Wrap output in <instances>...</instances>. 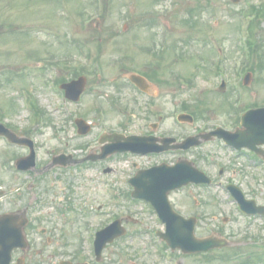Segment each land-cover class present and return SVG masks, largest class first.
Masks as SVG:
<instances>
[{"label": "rangeland", "instance_id": "rangeland-1", "mask_svg": "<svg viewBox=\"0 0 264 264\" xmlns=\"http://www.w3.org/2000/svg\"><path fill=\"white\" fill-rule=\"evenodd\" d=\"M260 2L264 0H0V119L36 137L41 161H48L61 148L55 131L72 137L78 145L81 139H76L72 129L76 116L95 122V131L112 127L144 134L161 113L165 115L161 130L176 137L200 127L207 130L216 125L231 127L237 114L234 108L232 111L236 97L240 100L238 110L245 105H264V45L255 49V58L248 64L253 68L249 85L237 91L241 94L233 92V85H239L249 71L243 70L246 58L236 28L239 12ZM255 31V39L264 42V18L255 24ZM58 60L63 64L62 68L58 66L61 78L69 80L84 75L87 79L81 100L66 103L70 118L62 117L60 109L64 114L65 108L59 109V94L47 82L55 79L49 65ZM130 72L148 75L152 84L147 93L129 83ZM221 79L226 81L222 91L218 90ZM26 91L34 95L51 117V123L35 130L20 96ZM198 107H204L202 115L207 121L198 117L190 124L172 117L183 108L196 111ZM90 145L81 147L79 143L77 154L88 152ZM204 147L206 150L201 151L207 153L208 159L219 152L212 143ZM14 149L0 142V162L9 161L21 152ZM176 156L117 155L108 161V165L117 167L108 178L120 192L117 200L111 199V214L136 218L137 223H129L128 236L108 247L107 264H172V256L156 245L151 233L161 228L156 214L148 204L125 196L124 181L135 171L133 162L146 167L161 160L171 162ZM210 169L214 167L210 165ZM55 175L56 179L63 177L64 186L70 190L67 195L76 204L75 210H94V224L107 218L96 211L99 204H106V199L104 185L89 180L96 177L93 171L78 170L71 187L67 185L66 174L58 172L50 180L56 181ZM223 176L229 178L228 173ZM128 189L127 185V193ZM183 193L170 195L180 213L187 215L193 211L199 218L201 214L215 224L205 228V222L210 221L200 219L196 234L208 235L210 230H217L231 239L232 247L206 255L183 256L176 251V259L182 264H264V247L259 249L258 240L249 237L239 240L234 236L250 231L251 236L260 237L261 233L256 226H248L239 218L223 195L213 190L207 192V198L202 196L207 199L206 207L199 213ZM261 197L264 202V194ZM221 216L230 219L224 224ZM76 230L80 232L82 225H77ZM140 230L144 232L139 235Z\"/></svg>", "mask_w": 264, "mask_h": 264}, {"label": "flooded vegetation", "instance_id": "flooded-vegetation-1", "mask_svg": "<svg viewBox=\"0 0 264 264\" xmlns=\"http://www.w3.org/2000/svg\"><path fill=\"white\" fill-rule=\"evenodd\" d=\"M189 159L204 172L207 170L200 152L190 151ZM220 159L224 166L218 175L228 173L226 184L234 183L246 197L253 198L256 179H263L254 178V171H263L264 161L246 149L235 158L223 153ZM4 166L11 176L0 177V264H105L104 248L102 258L96 261L92 217L85 209L77 211L71 206L67 201L69 189L60 179L50 180L46 168L20 172L8 162L2 163ZM90 169L97 171L96 179L101 180L100 166L93 163ZM263 184L264 180L260 194L264 192ZM187 187L190 193L207 198L205 185ZM234 190L238 191L236 187ZM78 224L82 225L80 232L76 230Z\"/></svg>", "mask_w": 264, "mask_h": 264}, {"label": "water", "instance_id": "water-1", "mask_svg": "<svg viewBox=\"0 0 264 264\" xmlns=\"http://www.w3.org/2000/svg\"><path fill=\"white\" fill-rule=\"evenodd\" d=\"M134 82L138 83L141 81L138 77L131 78ZM73 84H77L78 93L83 88L84 80L79 79L78 81L73 82ZM70 87V85H67ZM77 93V94H78ZM242 128L237 129L236 132L230 133L226 131L214 132L224 138L235 141L237 138H243L242 141L244 144H252L254 141L264 142V107L249 110L245 113L241 122ZM3 128L0 126V135L4 134L9 136L7 131L2 130ZM211 134L204 135V139H209ZM192 139H187L180 146L188 147L191 145ZM152 148V149H151ZM131 150L133 152L145 153L150 150H161L159 147L155 146V144H147L139 137H127L123 142V146L118 151ZM114 150H111L112 152ZM183 167L182 163H178L174 169L178 171L179 168ZM168 170L167 166H160L153 168L151 170L139 173L136 177L132 179V183L135 186L134 194L138 197L145 198L152 202L157 212L160 214V217L167 223V232L163 235V237L170 243L173 247L177 246L182 248L183 251H197V250H207L213 246H221L220 243H214L209 238L206 239H195L192 233V226H187V221L183 220L180 216L175 214L169 207L166 199V192L172 188L182 185L187 182L184 180V177H176L174 181L166 184L165 190L161 193L160 199L154 196L153 191H149L153 183L160 177V172H166ZM183 176V175H181ZM170 222V224H169Z\"/></svg>", "mask_w": 264, "mask_h": 264}]
</instances>
